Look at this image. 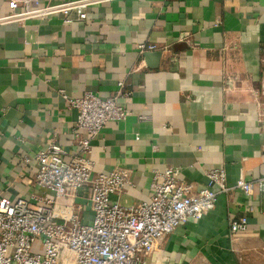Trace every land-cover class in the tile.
<instances>
[{"label":"crops","instance_id":"obj_1","mask_svg":"<svg viewBox=\"0 0 264 264\" xmlns=\"http://www.w3.org/2000/svg\"><path fill=\"white\" fill-rule=\"evenodd\" d=\"M20 10L0 0V16ZM142 42L159 57L144 59ZM263 49L264 0H112L88 7L84 20L0 24V197L50 198L54 218L75 212L90 222L85 186L55 197L33 185L35 164L23 158L50 141L88 159L94 173L125 171L112 195L122 205L147 200L153 173L165 167L194 190L207 170L222 168L228 189L214 207L159 238L145 264H264V192L234 187L263 172L264 112L255 103ZM119 81L124 119L94 137L75 129V109L58 90L106 98ZM242 215L245 230L230 234L229 220Z\"/></svg>","mask_w":264,"mask_h":264},{"label":"built area","instance_id":"obj_2","mask_svg":"<svg viewBox=\"0 0 264 264\" xmlns=\"http://www.w3.org/2000/svg\"><path fill=\"white\" fill-rule=\"evenodd\" d=\"M6 1L12 7L20 6L21 10L0 16V24L50 15H60L66 23L84 20L88 7L112 0L44 4L39 0ZM136 50L143 54L156 50V45L142 42L136 45ZM260 63L262 80L255 103L264 112V49ZM121 85L122 82H117L115 93L106 98L88 91L79 97H68L59 89L69 107L75 109L74 128L94 137L106 122L123 120L126 112L117 103V97L122 95ZM78 146L82 153L87 152L89 138L80 139ZM23 161L35 164L33 185L50 191L55 197L74 196L85 186L91 220L81 223L75 212H70L66 218H54L49 207L50 198L44 197L39 203L30 205L22 198L10 201L1 196L0 264H145L147 254L159 238L189 218L199 219L214 207L217 194L228 189L222 168L207 170L205 186L194 190L178 179L177 171L168 166L153 173L147 200L122 205L112 195H116L127 181V173L123 170L94 173L88 159L68 152L54 141L47 142ZM234 187L246 196L251 195L253 189L264 192V162L260 177L239 178ZM246 225L243 215L231 218L228 231L238 234Z\"/></svg>","mask_w":264,"mask_h":264},{"label":"water","instance_id":"obj_3","mask_svg":"<svg viewBox=\"0 0 264 264\" xmlns=\"http://www.w3.org/2000/svg\"><path fill=\"white\" fill-rule=\"evenodd\" d=\"M144 59L148 58V57H154V56H157L159 57V52L158 51H155V52H145L142 54Z\"/></svg>","mask_w":264,"mask_h":264}]
</instances>
